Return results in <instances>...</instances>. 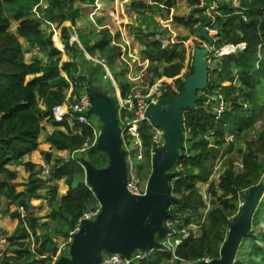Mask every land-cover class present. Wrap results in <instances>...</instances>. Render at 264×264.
<instances>
[{
	"label": "trees",
	"instance_id": "obj_1",
	"mask_svg": "<svg viewBox=\"0 0 264 264\" xmlns=\"http://www.w3.org/2000/svg\"><path fill=\"white\" fill-rule=\"evenodd\" d=\"M41 1L44 0H0V198H5L12 204L16 203L22 209V213L17 208L13 211H0V215L17 221L12 234L6 238L8 248L15 247V253L3 255L0 264H50L51 258L57 253L58 246L52 241L48 230H42L46 222H40L42 218L30 214L33 209L30 199L44 198L48 202H55L44 218L61 224L53 232L67 238L72 236L70 234L81 214L95 208L94 204L98 203L86 184L84 170L79 161L53 156L51 151L43 152V161L52 168L48 178L43 180L37 176L36 164L23 160L26 154L37 149L38 137L44 130L43 120H48L54 127L46 134V142L55 151L70 154L92 140L88 127L83 125L82 133L78 135L66 134L50 119L52 107L63 99L67 80L82 84L86 78L79 74L76 66V58L82 50L75 41L69 43L68 29L62 26L60 30L63 51L67 57V60L61 61V52L56 48L59 44L54 46L53 34L42 30L41 20L31 15L34 7L40 9ZM74 1L45 0L47 5L41 10L43 18L57 23V26L64 20H70L74 25L81 11L78 7H72ZM76 1L93 5L95 0ZM172 4L173 0H167L165 7L169 9ZM190 5L195 7L194 11L201 12L202 9L197 7L198 0H191ZM130 7L134 10L146 8L143 4L133 3ZM220 10L222 16H216L214 24L218 41L224 38L223 43L244 42L246 48L223 56L213 68L216 80L231 82L230 85L220 88V93L228 105L218 119L211 113V104H205L206 99L215 94L214 89L219 86L216 83L209 84L205 95L201 94L202 91H197L195 104L181 112L184 138L179 151L181 158L172 170L175 175L169 180L170 193L176 200L168 207V218L177 216L185 223L201 216L203 197L197 184L208 181L214 159L220 151L225 153V134L233 133L236 139H244L243 134H246V130L257 117L256 105L260 104L256 89L264 79V0H243L238 8L221 6ZM240 13L246 16L247 21L241 19ZM201 18L198 16L194 19L191 15L188 19L175 17L173 20L192 31ZM11 19L16 22L14 31L11 30ZM96 22L100 23V20L96 19ZM100 32L101 37L92 43H80L89 55L98 52L100 58L110 60L118 48L109 46L111 35L106 28ZM151 36L152 34L145 35L143 54L150 62L156 60L160 63L158 66L153 64L151 68L155 76L174 77L179 74L183 62V46L168 44L161 48L158 41L148 40ZM19 37L30 46L45 50V60L33 58L30 62H25ZM259 44L261 57L256 67ZM233 70L236 72L234 83ZM192 71L191 66L185 77ZM89 72L92 79L96 78V72L90 69ZM28 76L31 77L27 79ZM129 87V84L122 83L118 88L122 97L126 96ZM179 89L181 94V82ZM167 90L170 88L164 91L163 97ZM243 104H247L246 109ZM146 130L147 127L143 124L141 139L145 148L149 145ZM258 141V146L252 141H246L244 149L238 148L237 153L243 165L241 172L236 173L234 166L228 163L218 182H209L205 190L211 197V207L206 214L207 222L203 224L199 237L189 236L177 248L178 258L194 262L201 258L218 257L219 248L228 231V223L238 212V206L232 202L236 198L243 202V191H247L263 176V164L259 162L257 154L264 155V130L258 135ZM186 142L190 143L189 147L183 148ZM80 158L88 160L96 168L108 164L107 154L96 144L81 153ZM10 166H22L28 173L27 182L21 192L15 191L17 172ZM150 169L149 160L139 166L140 172H146L145 178L150 174ZM140 176L142 177L141 173ZM61 179L67 187L64 196H58L56 185H49L52 180ZM43 188L49 190L48 194L39 193ZM251 225V230L239 245L233 264H264V195L253 215ZM38 228L42 230L40 233L36 232ZM29 236L39 243L35 251L30 250V241H25ZM45 252L47 255L43 256ZM163 258L169 259L170 254L167 251L153 252L140 264H159Z\"/></svg>",
	"mask_w": 264,
	"mask_h": 264
},
{
	"label": "water",
	"instance_id": "obj_2",
	"mask_svg": "<svg viewBox=\"0 0 264 264\" xmlns=\"http://www.w3.org/2000/svg\"><path fill=\"white\" fill-rule=\"evenodd\" d=\"M196 30L207 41L208 47L196 48L192 61V73L182 82V93L173 97L168 90L157 103H148L144 116L149 123L164 133V144L154 150L151 171L141 194H131L127 189L126 151L122 148L120 128L116 116V101L96 93L92 78L88 79V95L91 111L100 121L96 146L108 156V164L96 168L80 158L86 184L99 204L93 219H85L71 236L68 254L59 256L54 264H101L102 256L119 254L125 259L135 250L147 251L157 247L155 236L162 238L167 231L164 220L168 207L175 202L170 193L169 180L184 138L181 112L197 101V91L205 89L208 80L207 66L203 58L212 45V38L204 27L210 18H201ZM264 195V175L242 194L243 202L228 223V231L217 258L198 260L189 264H233L239 245L251 230L253 215Z\"/></svg>",
	"mask_w": 264,
	"mask_h": 264
},
{
	"label": "built area",
	"instance_id": "obj_3",
	"mask_svg": "<svg viewBox=\"0 0 264 264\" xmlns=\"http://www.w3.org/2000/svg\"><path fill=\"white\" fill-rule=\"evenodd\" d=\"M199 5L198 8H201L202 18L208 17L210 18L209 24H207L204 29L209 35L213 43L218 41V36L216 35V27L214 26L216 21V16H222V12L220 10L221 6H228L231 8H238L241 5L240 0H198ZM35 9V7H34ZM241 19L243 21L246 20V16L240 13ZM203 21V20H200ZM198 33V32H197ZM199 35V34H198ZM215 36V37H214ZM198 41L197 47H194L193 44H187L185 41H174V36L167 37L165 35L160 36L159 34H153L148 40H156L160 43V47L164 48L168 44H177L181 43L184 45V55L182 68L174 77H165L155 76L153 70V64L158 66L160 63L158 61L150 62L149 59L143 58L139 60L138 58H133L129 62L125 59L124 54L127 53V57L130 58L132 54H130L129 44L124 41V43H118L117 40L111 41L112 45H119L121 52L119 54L120 58L127 65L126 70V78L127 83L130 85L129 90L125 97H122L120 93H116V116L120 128V136L122 140V148L126 151V162H127V189L131 194H141L144 190L146 178L140 176L139 166L142 165L145 160H149L151 167V159L154 154V150L160 148L164 144V133L163 130L159 127H155L149 123V121L144 116V110L148 103H157L161 99H163L164 91L167 88H170L173 97L180 94L179 85L182 83L185 74L189 71L192 66L193 55L196 48H204L208 47L207 41L199 38H195ZM76 41L74 36H71V41ZM77 43V42H76ZM212 45L209 47V51L207 55L204 56L203 61L207 66L208 71V80L207 85L204 90H202L203 95H205L206 90L208 89L209 84L215 83V72L213 71L214 65L212 64L214 59L213 57L222 58L223 56L229 54H235L238 51H242L246 48V43H224L219 48H214ZM79 45V44H78ZM182 45V46H183ZM190 45V46H189ZM79 47L85 52L83 47L79 45ZM257 58L256 67L258 65V61L261 57V45L257 46ZM88 58L94 63L100 64L104 67L107 76L111 78V73L107 69L106 63L103 59H100L99 54H94L93 56H88ZM151 73V74H150ZM233 83L236 81V72L233 70L232 72ZM114 83L115 81L112 80ZM68 85L63 89V99L60 103L55 104L50 112V119L53 120L56 124H58V128L65 132L66 134L78 135L82 133V126H86L90 129L92 133V140L90 143L85 142L80 148L72 151L69 154L70 159H75L80 163V154L83 153L86 149L96 144V138L99 133L100 123H96L92 121L90 115H95L91 111V104L89 100L88 90L86 86L80 87L78 83H73L67 80ZM224 83H228L223 85ZM219 86L214 89L215 94L209 96L206 99L205 104H211V113L213 116L218 119L224 109L227 107L228 102L225 101L223 95L220 93V88L222 86H228L231 84L229 81H219ZM117 88V87H116ZM118 89V88H117ZM119 91V90H118ZM168 91V90H167ZM243 107L246 109L247 104H243ZM99 120V119H98ZM100 122V121H99ZM143 123H146L148 127V136H149V145L147 148L144 147L141 139V127ZM233 134V133H232ZM232 135L225 134L224 141L225 143L232 142ZM147 150V151H146ZM223 153V152H222ZM221 151L217 155V157L213 161L212 173L207 182H205L206 187L209 182H214V179H218L222 172L225 170L226 165H223L221 171L216 172V169L220 167L221 161ZM226 154V153H224ZM219 162V164H218ZM81 165V164H80ZM235 165V164H234ZM240 169L238 172H241L243 165L241 160L236 162L235 168ZM151 171V169H150ZM43 176H49L50 171L48 165H42L39 171ZM149 175V174H148ZM46 179V178H43ZM219 180V179H218ZM218 181L214 182L217 183ZM199 189V188H198ZM199 192L203 197V205L200 209L201 216L198 219L191 220L188 223H185L184 220L177 217L176 218H166L164 220V226L166 227V232L164 236L160 238L158 242V246L151 248L147 251L135 250L133 251L129 258L125 259L123 256L119 254H107L105 253L102 256L101 264H140L145 259L149 258V256L153 252L159 251H167L170 254V258H163L159 264H189L192 262H186L183 259L178 258L176 255L177 248L182 244V242L187 239L189 236L192 238H197L200 236L202 231V226L207 222L206 214L211 207V197L205 191ZM99 211V206L95 208L88 209L84 211L81 216L77 219L75 223V228L70 235L76 232L81 222L85 219H93ZM71 239V237H70ZM209 260V258H201L199 260ZM198 261V260H197ZM195 262V261H194Z\"/></svg>",
	"mask_w": 264,
	"mask_h": 264
},
{
	"label": "rangeland",
	"instance_id": "obj_4",
	"mask_svg": "<svg viewBox=\"0 0 264 264\" xmlns=\"http://www.w3.org/2000/svg\"><path fill=\"white\" fill-rule=\"evenodd\" d=\"M104 1L103 0H95L94 4L95 3L96 4L104 3L107 5L106 8L108 10L111 9L112 7H114V5H116L117 8L119 6H122V11L124 14L122 21L124 23L121 24L120 28L125 30L126 37L122 36V34H120L118 37H116L115 34H117L116 32H118L116 27L115 28L113 27L114 29H109L106 27V29L108 30L109 34L111 35V41H115V39H116L118 43H124V41H126L125 39H127V38L129 40H131L130 43L131 42L133 43V41H134V45L137 47L138 50H136V52H135L134 49L132 48V46L130 45L131 46L130 54H132L131 57L128 58L126 55L127 53H125L123 56V57H125V59L128 62L130 60H132L133 58H138L139 60H142L143 58H145V55L143 54V49L145 48L143 42L145 41V35L146 34H152L153 35V34L157 33L160 36H162V35H165L167 37L174 36V41L183 40V41H185V43L187 40H190V41H188L187 44L192 43L194 47H197L198 41H195V40H197L195 38H199V35L197 33L196 28L191 31V30L185 28L183 25H181V24H179L173 20V18H175V17L188 19V18H191V15H193L194 19H196L198 16L199 17L202 16V13H203L202 10H201V12H198L197 10L194 11L195 7L190 5L191 0H173L172 7H170L169 9L164 8L165 2L167 0H157V1L156 0H104ZM206 1H208V0H206ZM241 1L242 0H240V2ZM131 3L143 4L146 6V8L140 9V10H134L130 7ZM41 10L42 9L38 10V8L37 9L33 8L31 15L33 17H37V18L41 19L43 17V13L41 12ZM89 12H90V8L82 9V11H81L82 19H79V23L76 26V28H77L76 32L78 34L79 41L81 43L87 42V41H89V43H92L97 38L101 37L100 30L105 28V27H101L98 30L96 27L93 26V24H91L92 25V31L86 32L83 35L81 33V29L83 27L85 29H87L86 26L88 24H90L89 17H88L90 15V14L88 15ZM106 12L107 11H105L104 13H106ZM84 13H85V15H84ZM119 13H120V9H119ZM96 17H98V16H94V18H93L94 22L97 26H100L96 22ZM99 17H104L103 13ZM108 22L109 23L111 22V17H107V19L104 21V23H108ZM200 22H202V21H200ZM197 23H199V22H197ZM15 27H16V22L11 19V30L14 31ZM109 27L112 28V26H110V25H109ZM47 28H49L48 25H47ZM47 28H45V25H41V29L44 30L45 32L47 31ZM47 32H49V31H47ZM143 38H144V40H142ZM52 39L54 40V33L52 35ZM223 39L224 38H222L218 42L215 41L213 43V47L219 48L221 45H223L224 44ZM54 41L57 44H59L57 42V39ZM21 44L25 45V49H23V50L25 52H27V53H25L26 58H31L32 56H35V55H39V56L44 55V50H39V47L32 46L33 48H31L30 45H26L24 40L21 42ZM53 44H54V42H53ZM179 44L183 45L180 42L177 43V45H179ZM54 46H55V44H54ZM109 46L117 47V48L119 47V45H116V46L112 45V42L109 43ZM27 48L30 50H28ZM183 48H185L184 45H183ZM120 52H121V50H120V48H118V51L111 56L110 60H106L105 58H100V59H103V61L106 63L107 69L111 73V78H110L109 76H107L104 67H102L98 63H94L93 61H91L88 58V56H91V55H89L86 51L84 52L82 50V53L78 54L79 56H77V58H76V62L78 63V65L76 63L75 64L78 67L79 74L86 79H85V81H83L82 84L80 82H78L79 86L80 87L86 86L88 88V85H87L88 79L91 76L90 72H89V69H90L92 72H96V78L92 79V83L94 84L95 92L103 94L107 98H113L116 101L115 96H116V92L118 93L117 88H119L122 83L128 84L127 78H126L127 65L120 58V56H119ZM97 53L98 52H96V54ZM183 55H184V53H183ZM213 59H214V61L212 64L214 66L217 65L221 61V58H219V57H213ZM62 60H67V59H62ZM112 80H114L115 83ZM218 82H219V80H215L216 84H218ZM226 84H228V83H224L223 85H226ZM217 91H218V88L215 92H217ZM256 91L258 94L257 99L260 103V104L256 105L258 107L257 117L253 121V124L246 130V134H243L244 139H241V138L236 139V136H234V134L227 133V135L233 136V137H231V140H230L232 142L225 143L224 152L226 154L222 153V151H221L222 154H221L220 167L218 169H216V172L221 171V168L223 167V165H226L229 163V164H232L234 166V171L236 173H238V170H240V169L238 167H237V169L235 168L236 162H238V160H241L239 153H237L238 148L244 149L246 141L247 142L252 141V142L256 143L257 146L259 145L258 135L261 132H263V130H264V79L261 80ZM90 117H91L92 121H94L96 123H100L97 116L90 115ZM143 124H145V126L147 127L146 123H143ZM42 125L44 126L43 127L44 130L41 132V134L38 137V145L39 146H37V150L35 152H33V154L30 155V157H28V160H30L32 163L36 164L35 171L37 172L38 177L48 178V176L45 177V176L41 175V173L38 171L41 169L42 165H48L43 161V158H42L43 152L51 151V153L54 156H57V155L61 156L65 160L69 159L70 157H69L68 152H65V153L60 152V154H57L56 151L51 150V148H49V146H48L49 144L46 143V134H48L49 132L52 131V127L50 125V122H48V120H43ZM146 131L148 133V127H147ZM189 144H190L189 142H186L184 144L183 148H188ZM257 155H258L257 158H258L259 162H262V164H263L262 175H264V155L261 153H258ZM218 164H219V162H218ZM212 166H213V164H212ZM48 167H49V171H50L52 169L50 164L48 165ZM10 168L17 172V176H16V179L14 181L15 184H17V186H15V191L16 192L23 191L24 186H25L27 179H28V173L25 171V169L22 166H10ZM139 173L142 174V177L144 179L146 176V172H140L139 171ZM218 179L213 178L214 182L218 181ZM49 185H56L57 186L58 196H60V194L64 191L63 189L65 188L62 184V179L61 180H52ZM197 187L200 189V191H203L206 188V184L205 183H198ZM48 191L49 190L47 188H43L39 191V193L46 195V194H48ZM245 192L246 191H243V194ZM47 197H48V195H47ZM232 203L236 206H239L241 204V201L238 198H236ZM30 204H32V206H33V209L30 211V214H33L39 218H42V219H40V222H46V226H44L42 228V230H48L49 236L52 238V241L54 242V244L56 246H58L57 253L51 258L52 262L50 264H54V261L59 256H66L68 254V246H69V242H70V237H68V238L63 237V235H61V234L54 233L53 229L57 228L58 226H61V224H59L55 221H52L50 218H44L45 216H47V214L51 210L52 206L55 205V202H48V200L44 199V198L43 199L32 198V199H30ZM94 206L97 207V206H99V204L98 203L94 204ZM16 208H17L18 212L22 213V209L20 207H17L16 203L12 204L8 200H6L5 198H0V211L1 212L7 211V210L13 211ZM16 223H17V221L11 220L9 218V216L0 215V260H1L3 255H10V254L15 253V247L8 248V243L6 241V238L12 234L13 230L16 227ZM260 226H261V224H260ZM40 229L41 228L36 229V232L40 233L42 231ZM63 230L67 231L66 228H63ZM155 239H156V241L160 240V238L157 236H155ZM25 241H30L29 242L30 243L29 248L31 251H35L39 245V243H36L32 240L31 236H29V238L26 239ZM46 255H47V253L45 252L43 256H46Z\"/></svg>",
	"mask_w": 264,
	"mask_h": 264
},
{
	"label": "crops",
	"instance_id": "obj_5",
	"mask_svg": "<svg viewBox=\"0 0 264 264\" xmlns=\"http://www.w3.org/2000/svg\"><path fill=\"white\" fill-rule=\"evenodd\" d=\"M76 1V0H75ZM74 1V2H75ZM104 1V0H103ZM72 3V7H78V8H80L81 9V11H82V9H87V8H90V12L88 13V17H89V21H90V24H88L86 27H87V29H85L84 27L81 29V33L84 35V33H86V32H90V31H92V25L91 24H93V26L94 27H96L98 30L101 28V27H107V28H109V29H114L115 27L117 28V31L118 32H116L117 34H115V36L116 37H118L120 34H122V36H124V37H126V32H125V30H123V29H121L120 27H121V24L122 23H124L122 20H123V16H124V14H123V11H122V6H119L118 8H117V6L116 5H114V7H112L111 9H107L106 7H107V5L106 4H104V3H99V4H93V5H84V4H81V3H79L78 1H76L75 3ZM105 2V1H104ZM46 5H47V3L45 2V1H41L40 2V5H39V8L40 9H44L45 7H46ZM96 6V7H95ZM164 8L166 9L167 7H165V5H164ZM119 9H120V13H119ZM93 10V11H92ZM81 11H80V15H79V17H77L76 19H75V23H74V25H72L71 24V21L70 20H64L61 24H58V26H57V23H55V22H49V21H46L43 17L40 19L41 20V25H45V28H47V25L49 26V28H47V31H49V33L51 32H53L54 33V38H56L57 39V42L59 43V47H56L60 52H61V58L62 59H67L66 58V55L64 54V51H63V44H62V38H61V36H60V30H61V27L62 26H64V27H66L67 29H68V32H69V43H72V42H70L71 41V36H74L75 37V39H76V41L75 42H77L79 45H81V43H80V41H79V37H78V34H77V32H76V30H77V28H76V26L78 25V23H79V19H82V15H81ZM105 11H107L106 13H104ZM103 13V15H104V17H99L101 14ZM84 15H85V13H84ZM91 16V17H90ZM94 16H98V17H96V19L98 18L99 20H100V23H98V25H100V26H97L96 24H95V22H94ZM107 17H111V22L109 23H104V21L107 19ZM198 24V23H197ZM109 25L110 26H112V28L111 27H109ZM51 27V28H50ZM114 27V28H113ZM49 29V30H48ZM119 29V30H118ZM52 33V34H53ZM114 36V37H115ZM115 37V38H116ZM145 39H146V37H145ZM24 39L23 38H21V37H19V41L20 42H22ZM116 40V39H115ZM126 40V42L129 44V48H131V46H132V48L134 49V51L136 52V50H138L137 49V47L134 45V41H133V43L131 42L130 43V41L131 40H129L128 38L127 39H125ZM142 40H144V38L142 39ZM25 41V40H24ZM53 42H54V44H55V46H56V42L53 40ZM25 43H26V45H29L28 44V42L27 41H25ZM131 45V46H130ZM82 46V45H81ZM22 47H23V49H25V45H22ZM31 48H33L32 46H30ZM37 47V46H36ZM28 49V48H27ZM28 50H30V49H28ZM39 50H43V49H40L39 48ZM25 53H27V52H25L24 51V61L25 62H30L33 58H38V59H42L43 61L45 60V50H44V55L43 56H39V55H35V56H32L31 58H26V56H25ZM61 59V61H65V60H62ZM61 74L64 76V74H63V72H61ZM31 76H28L27 77V79L28 78H30ZM119 92V91H118ZM49 122V121H48ZM50 125H51V123H50ZM51 127H52V130L54 129V127L51 125ZM50 133V132H49ZM47 143V142H46ZM48 144V143H47ZM39 146V145H38ZM49 146V148H50V145H48ZM37 150V149H36ZM36 150H34V151H32L31 153H29V154H26L24 157H23V160L24 161H30V160H28V157H30V155H32L33 154V152H35ZM51 150H53V149H51ZM55 151V150H54ZM63 153H65V151H62ZM56 153L57 154H60V152L59 151H56ZM56 154V155H57ZM53 155V154H52ZM54 156V155H53ZM58 156V155H57ZM62 184H63V182H62ZM63 186L65 187L63 190V192L60 194V196H64L65 194H66V190H67V187L63 184Z\"/></svg>",
	"mask_w": 264,
	"mask_h": 264
},
{
	"label": "clouds",
	"instance_id": "obj_6",
	"mask_svg": "<svg viewBox=\"0 0 264 264\" xmlns=\"http://www.w3.org/2000/svg\"><path fill=\"white\" fill-rule=\"evenodd\" d=\"M203 22V21H202ZM197 26V25H196Z\"/></svg>",
	"mask_w": 264,
	"mask_h": 264
},
{
	"label": "bare ground",
	"instance_id": "obj_7",
	"mask_svg": "<svg viewBox=\"0 0 264 264\" xmlns=\"http://www.w3.org/2000/svg\"><path fill=\"white\" fill-rule=\"evenodd\" d=\"M117 93V92H116Z\"/></svg>",
	"mask_w": 264,
	"mask_h": 264
}]
</instances>
